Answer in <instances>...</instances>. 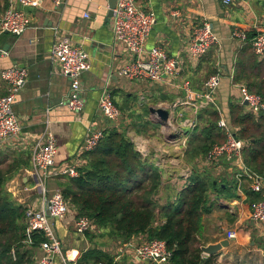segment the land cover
Instances as JSON below:
<instances>
[{"label": "crops", "instance_id": "0c3cea01", "mask_svg": "<svg viewBox=\"0 0 264 264\" xmlns=\"http://www.w3.org/2000/svg\"><path fill=\"white\" fill-rule=\"evenodd\" d=\"M10 1L0 0L1 9L8 7ZM138 1L144 9L153 10L157 16L146 47L162 46L169 57L175 59L181 73L174 81L165 77L161 81H131L118 74V70L129 62L130 53L115 39L112 17H109L110 0H64L60 5L53 0H43L34 5L14 0L13 5L25 10L32 22L21 35L0 34V73L17 65L27 70L28 79L14 105L20 133L0 144V162L8 164L18 160L28 164L19 168L7 189L25 208L42 207L44 200L35 186L31 160L37 143L49 135L54 136L57 143L56 166L76 162L80 169L86 164L84 155L88 151L82 155L80 152L89 129H116L126 132L134 143L144 142L149 149L145 158L156 161L164 183L172 182L173 174L178 173L181 185L176 187L172 183L176 191L168 195L161 191L160 198H165V202L186 187L194 172L216 179V187L210 190L202 211V229L198 238L201 246L229 240V245L215 255L217 263L264 264V226L257 225L251 218V203L259 199H255V191L243 166L223 157L219 163L204 168L200 163L205 161L206 154L193 159L186 154L192 129L203 125L199 119L201 110L214 106L219 111V120L225 119L235 131L238 127L231 122V103L240 104L245 112L253 113L241 100L240 85L247 86L248 81L235 83L234 76L244 68L251 81H260L264 77V58L258 55L256 58L252 48L241 45L232 37V32L236 27L248 34L264 31V0H234L231 5L223 4L221 0ZM200 21L211 23L220 40L199 62L194 63L184 47L192 27ZM59 35H67L75 44L83 46L91 63V68L81 75L85 105L80 112L67 106L70 78L61 73L59 65L51 60V48ZM214 74L220 76L215 102L197 110L196 102L185 100L187 91L183 84L189 81L193 90L201 91ZM7 86L8 83L0 77V96L6 94ZM105 89L120 109L121 117L114 123L100 115L99 100ZM178 100H184L185 104H177ZM157 108L169 111L167 120L157 114ZM263 112L253 115L259 117ZM187 119H196L197 126L190 128L184 125ZM172 139L178 144L171 143ZM243 161L245 164L244 151ZM186 167L191 172L188 179L182 176ZM64 179V176H59L48 181V197L61 190L59 182ZM229 187L233 190L230 191ZM261 194L263 196L264 189ZM76 217V209L70 203L67 217L56 222L63 252L70 258L65 263L58 257L57 264H97L98 261L112 264L121 245L142 235L122 240L110 236L107 230L96 224L92 230L79 233L75 227ZM229 231H235L236 237L228 238ZM143 236L147 238V235ZM35 250L36 255L40 254L38 246ZM202 255L204 258L208 256L203 252ZM120 264L151 263L138 260L127 251L121 255Z\"/></svg>", "mask_w": 264, "mask_h": 264}, {"label": "built area", "instance_id": "2783aa9c", "mask_svg": "<svg viewBox=\"0 0 264 264\" xmlns=\"http://www.w3.org/2000/svg\"><path fill=\"white\" fill-rule=\"evenodd\" d=\"M24 5H34L43 0H19ZM60 5L64 0H53ZM225 5H231L234 0H221ZM5 9L0 6V34L9 32L16 35L24 33L31 25L32 19L25 10L18 9L13 5L14 0ZM89 15L87 14V17ZM157 22L156 13L153 10L144 9L138 0H117L113 9L112 24L115 39L123 44L130 53L129 62L118 70V74L131 81L151 80L161 81L168 78L174 81L180 76V69L175 59L169 57L162 46L146 47V41ZM57 30H55V33ZM232 37L237 39L241 45L246 44L248 33L239 27L234 28ZM219 35L208 21H200L192 27V32L185 40L184 50L190 60L194 63L205 55L213 45L219 42ZM256 55L264 58V31L260 30L250 40ZM3 54L6 53L1 51ZM51 60L57 63L61 73L70 78V89L67 96V106L76 112L84 109L83 86L81 75L91 68L88 53L83 46L75 44L67 35H59L51 48ZM0 77L7 83L6 94L0 96V144L16 138L21 130L19 120L13 106L17 101L19 92L25 87L28 72L25 68L14 65L4 69ZM187 91L186 101L196 102V109L212 105L215 102L216 92L220 85L219 74L212 75L205 83L201 91L192 89L189 81L184 82ZM241 100L247 102L249 111L258 114L264 110V99L260 94L252 92L244 84L240 85ZM183 104L185 101L182 100ZM99 111L101 117L109 122H116L121 117L120 109L115 103L110 92L105 89L99 100ZM184 125L194 128L197 126L196 119H187ZM218 125L225 130L226 141L216 143L205 155V161L200 165L204 168L211 164H217L223 157L233 159L243 166V170L251 181V188L255 192L264 189V172L262 174L251 173L243 161V151L247 142L236 135V131L221 118ZM104 129L90 128L85 145L80 152L94 149L104 137ZM171 140V143L178 144ZM186 141L183 142L185 145ZM136 149L144 156L149 155V149L144 142H136ZM57 143L54 136L49 135L41 139L34 147L31 155L33 171L36 177L35 186L41 193L44 205L40 208L27 207L26 218L29 231H38L44 236V240L38 245L41 252L35 256L34 264H57L56 259L61 257L64 262L70 258L63 252L62 241L56 229V222L67 217L70 211V202L67 201L61 190H57L52 196H47V183L53 177L79 175L76 162L56 166ZM191 175L186 167L182 170V176L188 179ZM251 218L254 223L264 226V194L261 199L252 201ZM75 227L79 233H86L95 227L94 221L88 216H80L75 219ZM235 231L228 232V238L236 237ZM130 251L141 261L151 264H169L172 251L162 239H148L143 235L135 237L124 243L119 248V254L112 264H120L121 255ZM105 264V263H99ZM171 264V263H170Z\"/></svg>", "mask_w": 264, "mask_h": 264}, {"label": "trees", "instance_id": "16d2710c", "mask_svg": "<svg viewBox=\"0 0 264 264\" xmlns=\"http://www.w3.org/2000/svg\"><path fill=\"white\" fill-rule=\"evenodd\" d=\"M255 35L248 34L247 49L252 48L250 40ZM246 80L248 89L264 99V77L251 81L244 68L235 73V83ZM199 119L203 125L191 131L186 152L189 159L206 154L213 145L227 138L225 130L218 126L219 111L214 106L201 110ZM231 122L238 127L237 137L247 142L244 159L248 170L262 174L264 112L256 117L245 112L244 106L231 103ZM84 156L86 164L79 169V175L64 176L59 182L64 198L74 206L77 217L88 216L114 238L129 240L142 234L150 240H165L172 251V264H219L215 255L203 257L198 238L202 211L210 190L216 187L215 178L194 172L175 199L168 197L161 203V191L170 194L176 189L171 182L164 183L159 165L145 158L126 132L105 131L98 145ZM4 164L6 167H1ZM27 164L18 160L8 164L0 162V264L35 262V249L44 240L42 233L29 231L25 206L7 189L15 173ZM254 194L255 199L262 197L261 193Z\"/></svg>", "mask_w": 264, "mask_h": 264}, {"label": "water", "instance_id": "95a60500", "mask_svg": "<svg viewBox=\"0 0 264 264\" xmlns=\"http://www.w3.org/2000/svg\"><path fill=\"white\" fill-rule=\"evenodd\" d=\"M117 3V0H110V9H109V17L113 16V9L115 8ZM244 104H247L245 101ZM157 114L164 120H167L169 117V111L163 108H157L155 109ZM229 245L228 239H223L216 243H210L208 245H202L201 250L204 254L207 255H216L218 254L224 247H227Z\"/></svg>", "mask_w": 264, "mask_h": 264}, {"label": "rangeland", "instance_id": "374dc122", "mask_svg": "<svg viewBox=\"0 0 264 264\" xmlns=\"http://www.w3.org/2000/svg\"><path fill=\"white\" fill-rule=\"evenodd\" d=\"M181 102H182V100H178L176 103L179 104V105H184V104L181 103ZM14 105H15V104H14ZM13 109H14V111H16V110H15V106H13ZM263 124H264V123H263ZM177 133H178V134H179V133H182V131H177ZM183 133H184V132H183ZM1 167L4 168V167H6V166H5V164H4V165L1 166ZM173 178H174V180H173L171 183H174V185H176V187H177L178 185H181V183H180L181 180H180L179 177H178V173H174V174H173ZM229 190L232 191L233 188H230V187H229ZM175 191H176V190H175ZM175 191H174V192H175ZM167 192H168V191H167ZM167 192H166V190H163V194H166ZM50 195H51V193H49V196H50ZM167 195H168V193H167ZM163 196H164V195H163ZM175 196H176V195H174V197H173L172 199H174ZM158 198H159V196H158ZM161 201H162V203H165V198L161 199ZM62 249L64 250V248H62ZM33 263H34V262H33ZM33 263H31V264H33Z\"/></svg>", "mask_w": 264, "mask_h": 264}]
</instances>
